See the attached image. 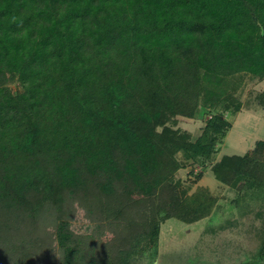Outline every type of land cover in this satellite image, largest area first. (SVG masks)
<instances>
[{"label": "trees", "instance_id": "16d2710c", "mask_svg": "<svg viewBox=\"0 0 264 264\" xmlns=\"http://www.w3.org/2000/svg\"><path fill=\"white\" fill-rule=\"evenodd\" d=\"M244 76L264 79V0H0V264H153L162 223L219 209L187 165L264 202V140L213 160L264 109Z\"/></svg>", "mask_w": 264, "mask_h": 264}, {"label": "rangeland", "instance_id": "374dc122", "mask_svg": "<svg viewBox=\"0 0 264 264\" xmlns=\"http://www.w3.org/2000/svg\"><path fill=\"white\" fill-rule=\"evenodd\" d=\"M263 89L264 79L244 76L237 94L243 99L249 91L258 92ZM204 118L203 110L200 108L193 118L179 117L178 126L188 130L195 137L203 125ZM228 118L232 126L223 143L218 145L213 160L225 154H244L254 146L255 141L264 140V109H242L235 116ZM191 169L193 172H203V177L198 182L203 184L202 186H207L212 194L217 196L219 209L194 223H185L175 218H169L162 223L158 254L153 264L258 262L259 233L264 226V202L243 199L235 204L231 200L236 197V191L218 183L210 170L197 164L187 165L177 172L176 177L180 180L181 188L191 186V192L198 185L192 183L194 175L190 173ZM244 206H248L249 210H244L246 209ZM79 213L71 221L75 227L85 225V220L81 219ZM138 264L148 263L143 259Z\"/></svg>", "mask_w": 264, "mask_h": 264}, {"label": "crops", "instance_id": "0c3cea01", "mask_svg": "<svg viewBox=\"0 0 264 264\" xmlns=\"http://www.w3.org/2000/svg\"><path fill=\"white\" fill-rule=\"evenodd\" d=\"M198 185H203V184H199V182H198ZM246 209H244V210H249V208H248V206H244ZM244 212H246V211H244ZM201 220V219H200ZM199 221V220H198Z\"/></svg>", "mask_w": 264, "mask_h": 264}]
</instances>
